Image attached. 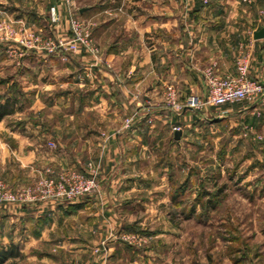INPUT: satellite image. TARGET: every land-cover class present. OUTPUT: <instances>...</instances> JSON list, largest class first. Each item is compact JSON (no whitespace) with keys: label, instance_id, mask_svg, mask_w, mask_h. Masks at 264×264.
I'll return each instance as SVG.
<instances>
[{"label":"rangeland","instance_id":"rangeland-1","mask_svg":"<svg viewBox=\"0 0 264 264\" xmlns=\"http://www.w3.org/2000/svg\"><path fill=\"white\" fill-rule=\"evenodd\" d=\"M127 1L0 0V102L17 99L16 111L0 119L1 195L33 191L44 177L68 183L75 172L89 174L98 166V189L82 198L0 201V246L14 243L22 254L3 264H264V133L260 139H243L237 127L216 119L224 105L188 112L182 122L186 133L178 143L152 144L149 191L102 207L97 223L76 212L80 201L100 194L101 168L79 143V112H73L72 105L65 108L56 96L55 110L32 109L34 70L42 65L34 64V54L97 56L100 16L126 12ZM74 19L81 25L77 33ZM32 35L36 47L28 44ZM78 36L89 46L80 43L75 52L46 47ZM176 88L182 102L192 96ZM34 115L55 125L48 126L49 139L40 144L38 159L28 135L34 126L22 129L17 124H33ZM20 133L26 136L24 143L15 141L14 134ZM47 206H72V211L61 213L52 234L34 244V217L37 211L45 214Z\"/></svg>","mask_w":264,"mask_h":264},{"label":"crops","instance_id":"crops-1","mask_svg":"<svg viewBox=\"0 0 264 264\" xmlns=\"http://www.w3.org/2000/svg\"><path fill=\"white\" fill-rule=\"evenodd\" d=\"M127 4L126 12L100 16L95 30L97 56L34 54V64L42 65L34 70L32 109L55 110L56 96L65 108L72 105L73 112H79V143L92 156L88 159L100 165V194L86 197L76 207L92 223H97L102 207L150 190L146 175L152 144L178 143L176 130L182 131L180 139L184 137L182 122L187 113L198 112L195 108H186L181 115L169 111L159 102L166 84L203 98L207 91L204 69L216 64L221 74L233 73L240 48L248 44L253 46L251 75L264 84V36L254 37L255 31L264 28V0H210L207 4L128 0ZM134 112L131 126L126 127L125 119ZM220 112L216 119L237 127L245 140L260 139L264 133V96L255 102L224 105ZM34 116L33 124H17L22 129L34 126V133L28 135L38 159L40 144L49 139L47 128L55 125L49 118ZM69 117L73 119L74 114ZM23 134H14L16 143H24ZM71 207L47 206L46 215L37 211L34 244L48 238L56 218L71 212Z\"/></svg>","mask_w":264,"mask_h":264},{"label":"built area","instance_id":"built-area-1","mask_svg":"<svg viewBox=\"0 0 264 264\" xmlns=\"http://www.w3.org/2000/svg\"><path fill=\"white\" fill-rule=\"evenodd\" d=\"M207 4L209 0H202ZM252 2L250 0H244ZM122 9V6L118 8ZM52 18L57 19L55 8L51 11ZM264 22V18H263ZM74 32L81 30V25L77 19L72 21ZM30 46L36 47L37 40H34L32 35ZM80 41V42H79ZM36 42V43H35ZM80 43L89 46L87 40L78 36V39L63 41L60 40L57 44H47L48 50L53 51L55 48L65 47L70 51H78ZM28 44H24L28 46ZM85 46V47H86ZM252 44L244 45L240 48L236 61L235 71L230 74H221L218 71L217 65L212 64L207 66L203 71V76L206 84V94L203 98L199 96H191L186 102L179 99L178 90L175 85L168 84L164 89V104L165 106L176 113H180L184 108L200 109L204 106L214 105L223 106L227 104H234L244 100L255 102L264 96V84L251 75L252 62ZM137 112L127 117L125 120L126 127H130ZM91 165V164H90ZM98 166L92 167L89 174L84 172H75L73 178L67 183L63 181L54 182L53 179L41 178L38 186L33 190H24L23 192H9L5 191L1 195L0 201L16 202L19 200H76L86 195L92 194L98 189ZM3 189V188H2Z\"/></svg>","mask_w":264,"mask_h":264},{"label":"trees","instance_id":"trees-1","mask_svg":"<svg viewBox=\"0 0 264 264\" xmlns=\"http://www.w3.org/2000/svg\"><path fill=\"white\" fill-rule=\"evenodd\" d=\"M17 102L16 98L8 97L5 102H0V119H2L5 115L12 114L16 111V107H14ZM21 252L19 247L14 243L8 246H0V264H3L9 258L21 256Z\"/></svg>","mask_w":264,"mask_h":264},{"label":"water","instance_id":"water-1","mask_svg":"<svg viewBox=\"0 0 264 264\" xmlns=\"http://www.w3.org/2000/svg\"><path fill=\"white\" fill-rule=\"evenodd\" d=\"M263 36H264V28H261V29H259V30H257V31L254 32L255 39L262 38ZM181 133H182L181 130H179V129L176 130V132H175V138L176 139H180Z\"/></svg>","mask_w":264,"mask_h":264}]
</instances>
